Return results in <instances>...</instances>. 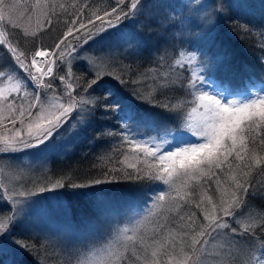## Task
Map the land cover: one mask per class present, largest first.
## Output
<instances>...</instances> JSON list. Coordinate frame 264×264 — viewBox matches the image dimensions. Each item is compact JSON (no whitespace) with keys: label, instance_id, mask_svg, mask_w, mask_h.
<instances>
[{"label":"snow or ice","instance_id":"6c2138e0","mask_svg":"<svg viewBox=\"0 0 264 264\" xmlns=\"http://www.w3.org/2000/svg\"><path fill=\"white\" fill-rule=\"evenodd\" d=\"M110 4L109 8L93 10L90 15L85 12L89 4L70 5L74 11L65 21L66 31L51 50L40 47L38 42L42 38L38 36L37 31H29L27 27L24 28L22 36L33 39L37 44L34 50H25L21 40L14 42L0 32V125L8 121L13 126L10 135L0 134V154L20 153L30 149H39L41 153H46L55 145V142L49 145L48 141L72 118L74 111L77 117L86 112H94L98 99L95 97L96 89L93 86L101 87L98 81L102 73L96 71L92 78L81 86L80 92L73 96L75 85L69 79L73 75L71 60H66V57L77 59L72 53L77 51L80 45L87 44L100 34L92 28H87V25H95L96 21H100V29L106 32L110 28H116L117 22L122 18L131 19L142 14L145 7L142 0H110ZM18 6L19 0L16 3L0 0V21L7 19L12 28L19 27L16 23L19 16L13 18ZM35 7L39 9V15L44 17V23L37 19L41 31L52 27L58 20L57 7L65 9L63 4H56L55 0H36ZM215 7L218 11L221 10L220 5ZM193 24L195 25L194 21ZM81 29L85 31L80 36L75 35V32ZM241 30L250 32L246 25H242ZM261 36L264 37V32ZM69 37L79 44L74 45ZM206 38L210 39V36ZM120 39L128 40L129 37L122 34ZM103 43L104 39L96 40V45ZM61 45L64 46L63 49ZM260 46L264 48V40H261ZM179 55L181 58L177 59L175 64L184 67L185 53L180 52ZM37 57L49 58L47 68ZM186 59L191 67V64L196 62L195 53ZM213 59L218 69H228L230 60L226 53L218 52ZM259 59L264 63V56ZM56 60H60L66 69L64 75L55 77L64 85L59 94L52 80ZM108 74L113 75L121 84L127 82L119 75ZM45 77L49 78L47 83H44ZM207 84L208 81L200 68L196 67L181 82L179 88L173 89L179 96L191 97L192 103L196 105L192 108L193 112L197 111V108L203 109L206 118L197 125L185 120L184 113L177 105L167 100L168 93H162L165 99H147L155 108L176 113L166 117L158 126L151 118L123 109L125 124L133 121L140 126L154 127L157 133L148 139H138L130 135L123 137L150 160L145 169L130 164L133 172L125 173V178L159 181L168 187L152 188L148 191H145L144 187H138L134 190L138 196L146 198V205L150 201L151 207L143 219L137 220L135 224L116 228L115 236L102 248L95 250L94 255L101 257L97 264H264V252L253 255L244 247L247 242H259L264 246V240H260V234L264 233V220H261L257 232L251 217L244 219L253 207L252 200L257 196L264 199V185H261V190L258 191L257 182L253 177L254 171L264 174V83L257 88L256 82L249 77L242 88H233L229 81L223 80L216 91H209L205 86ZM211 87H216L215 82ZM41 88L45 90L43 99L38 91ZM88 89L93 91L89 93ZM105 95L113 96L114 92L109 89ZM140 98L145 99L144 96ZM99 106L105 110L121 107L116 100L101 102ZM26 121L27 133L22 135ZM17 122L20 123V128L15 127ZM97 132L98 135L112 134L105 133L102 129ZM257 149L260 151L257 152ZM114 171L121 169L102 171L98 178L89 182L77 183L70 177H61L50 188L45 186L38 190L44 192L64 189L71 190V194L76 197L90 194L96 196L101 214L105 219H109L111 214L118 213L119 206L97 192L89 193L83 190L115 181ZM107 176H111V180L105 179ZM0 187L4 188V192L10 191L3 185ZM197 193L200 194L199 198L188 199L197 197ZM216 193H219V197L214 200ZM13 194L23 197L30 194V190L14 191ZM166 196L169 197L168 201L165 200ZM3 199V194H0V200ZM178 199L201 209L203 221L206 223L173 232L164 223L157 221L151 233L141 231L149 217L159 216L166 220L169 212L178 211ZM204 201H207L210 207H202ZM16 203L14 199L12 204L15 206ZM260 211L264 212V209ZM16 215L18 213H13L5 223H0V235L15 222ZM183 220L184 216L179 215L173 223L179 227L180 221ZM226 237L231 239L225 240L222 249L214 252L209 250L210 240L216 241ZM21 247L30 249L31 245L21 244ZM83 256L82 260L77 257L78 264H94L87 251Z\"/></svg>","mask_w":264,"mask_h":264},{"label":"trees","instance_id":"16d2710c","mask_svg":"<svg viewBox=\"0 0 264 264\" xmlns=\"http://www.w3.org/2000/svg\"><path fill=\"white\" fill-rule=\"evenodd\" d=\"M10 1L15 0H8V2ZM27 1L29 6L26 5V10L31 19H34V9L30 12L27 9V7H34L31 6L34 0ZM55 2L63 4L66 11L57 7L58 20L52 27L43 31L39 30L38 26L37 29H34L42 38L38 42L39 46L49 50L54 48L58 38L66 31L65 21L74 11L70 5L89 4V8L85 10L86 15H90L93 10L100 11L111 6L110 0H55ZM142 2L145 4L142 14L131 19L122 18L119 27L112 34L105 36L103 34L96 39H104L103 45H96V40H94L89 42L83 50L85 53H92L95 57L104 59L103 64L105 65L98 70L102 73L101 79L98 81L101 87L93 86L96 89L94 94L98 103L94 112H89V122L83 128L86 130H82L77 144L71 146V153L63 161L54 162L49 170H52L54 178L70 177L73 181L80 183L98 178L102 171L121 169V171L113 172V175L116 176L115 181L83 190L89 193L97 192L106 200L117 204L119 211L111 214L109 219H105L97 205L96 196L90 194L76 197L69 194L64 202L67 203L64 211L69 219L70 231L74 232L75 236H79L78 241L81 243L75 245L76 250L67 259V262L74 261L78 252L86 251L101 241L105 237V233L113 229L115 225L120 226L149 210L151 202L148 201L146 205V198L138 196L134 191L136 188L144 187L145 191L161 187L167 189L168 186L159 181L125 178V173L133 172V169L129 167L130 164H136L137 168L145 169L150 160L145 158L144 153L134 149L132 144L123 139L125 135L138 138L139 130L143 127L133 121H128L125 124L123 109L151 118L158 126L165 121L166 117L176 113L155 108L147 102V99H165L162 93H168L167 100L176 104L177 108L184 113L185 120L190 122L192 108L195 107L191 97L188 95L179 96L173 90L179 88L181 82L192 70V67H189L185 62L184 67L175 64V61L181 58L180 52H184L185 57L195 53V56L198 57L199 68L205 70L204 74L211 84L215 82L216 87L214 88H218L223 80L229 81L233 88H242L249 77L256 82L257 88L264 83V63H261L259 59L264 56V48L260 46L261 40H264V37L261 36V33L264 32V0H259L258 3L257 0H142ZM203 4L208 5L206 18L200 17L205 9V7H201ZM215 5H220L221 10L218 11ZM39 18L41 23L45 22L42 15H39ZM202 19L210 21V27L204 29V22H200ZM193 21L199 27H195ZM3 23L7 24L6 33L9 39L14 42L21 40L25 50L35 49L37 44L33 42V39L22 36L25 24L17 23L19 27L12 28L5 20ZM78 23L79 21H77ZM98 23L99 21H96L95 25H87V27L95 29ZM242 25H246L250 32H243ZM83 30L75 32V35L80 36ZM122 34L129 37L128 41L131 42L129 48L121 44ZM209 36L210 39H207L206 37ZM68 39L74 41L72 37ZM189 41L191 43H188ZM67 42L65 41V43ZM63 47L61 45V49ZM218 52L226 53L230 60L226 71L216 67L213 58ZM108 73L119 75L127 82L121 84ZM64 74V67H59L52 78ZM72 74L70 80L79 93L81 86L85 85L95 72L90 69L87 62H81L74 64ZM52 80L55 87H59V81ZM109 89L114 92L113 96L105 95ZM92 91L93 89H88L89 93ZM141 96H144L145 99H141ZM113 100H116L121 107L115 110L111 108L105 110L99 106L101 102L108 103ZM98 129L112 134L98 135ZM141 131L150 135L157 134L154 127L144 126V130ZM259 151L260 149H257V152ZM131 154L136 156V160L133 162L130 161ZM253 177L257 182L258 191L261 190L260 186L264 185V174L254 171ZM105 179L111 180V176H107ZM199 196L200 194L197 193V197L188 199H196ZM218 197L219 193H216L213 199L216 200ZM165 200L168 201L169 197L166 196ZM176 203L180 205L178 211L169 212L166 220L156 216L157 221L164 223L168 229L176 228L179 231L204 222L201 209L195 208L192 204H185L179 199ZM252 205L253 207L247 215L252 220L257 215L260 217L258 220H253L256 224V231L259 232L260 222L264 220V212L260 211L264 209V199L257 196L252 200ZM202 207L210 206L207 201H204ZM59 210H61V206ZM179 215H183L184 220L180 221L178 227L173 221ZM98 225L101 226L98 228ZM97 230L99 234L96 233ZM141 231L144 232L145 229L143 228ZM77 232L88 234L85 243H82L83 236ZM53 233H55L54 230ZM94 234H96L95 237ZM226 239H231V237L223 239V247ZM260 240H264V233L260 234ZM24 242L31 245V248H25L13 256L11 255L8 264H44L39 261L41 257H45L44 261L48 264L53 262L48 257L51 252L47 244L32 237L24 238ZM244 247L253 255L264 252V246L259 242H247ZM2 263L3 261L0 259V264ZM58 263L54 262L53 264Z\"/></svg>","mask_w":264,"mask_h":264},{"label":"rangeland","instance_id":"374dc122","mask_svg":"<svg viewBox=\"0 0 264 264\" xmlns=\"http://www.w3.org/2000/svg\"><path fill=\"white\" fill-rule=\"evenodd\" d=\"M16 2L17 0L13 2L10 1L9 3ZM258 2L259 0H257V3ZM35 3L36 0L31 3V6L34 7H27L29 12L30 10L34 9V19L29 20L30 16L26 10V5L29 6V2L27 0L19 1V6L13 13L14 19L19 16V19H16V23L20 25L25 24L24 27H27L29 31L37 29L38 26L37 19L39 18V9L35 7ZM207 16L208 7H205L200 17L206 18ZM5 21L8 23L7 19H5ZM200 22H204V29H207L211 25L210 21L207 20L202 19L200 20ZM117 25V27H119L120 21L117 22ZM6 27L7 24H4L3 21H0V32H3L5 36L8 37L6 33ZM116 28H110L106 32L102 31L100 29L99 21L97 27L94 30L99 32L100 34L96 36L95 39L89 40L88 43L96 40L103 34L104 36L112 34ZM82 32H84V30ZM72 43L74 45L79 44V42L76 40L72 41ZM88 43L80 45L77 51L72 53L73 56L78 57L77 59L66 57V60H71V70L74 64H78L81 62H87L88 66L90 67V69H92L93 72L98 71L101 66L105 65L103 64L104 59H99L92 53L83 52ZM121 44L126 48H129L131 46V42H129L128 40H122ZM81 53H83V55H81ZM186 57L184 62L189 65ZM48 60L49 58L47 57H38V61H41L42 65L45 68H47ZM59 67H64V70H66L64 64L60 60H56L53 70V76L57 68ZM191 67L192 69L199 67L198 57H196V62L191 64ZM200 71L208 81V84L205 86L209 88V91H216L217 88L211 87L212 84L204 74L205 70L203 68H200ZM46 78L48 77L44 78V83H47L45 81ZM69 79H71V77ZM63 88L64 85L59 82V87H55V90L59 94L63 91ZM76 89L77 88H75V91L73 92V96H76V94L78 93ZM38 91L40 92L41 98L43 99L45 90L41 88L38 89ZM71 117L72 118H70L68 122L65 123L59 130L57 135L53 136L52 139L48 141L49 145L53 144V142H55V145L46 153H41L39 149H30L20 153L0 154V185H3L10 190L9 192H4V188L0 187V194H3L4 196V199L0 200V223H5L7 221V218L13 213H18V215H16L15 217V222L10 225L7 231L0 235V259H2L3 261L2 264H8V259L11 255L13 256L14 254L25 249L24 247H21V244H25L24 238L26 237L39 239L40 241L48 245L51 252V255L48 257L53 260V262L50 261V264H53L54 262H59L58 264H78L77 257L79 256V258L82 260L84 258L83 254L86 251L88 252L89 259L92 260L94 264H97V262L101 260V257L94 255L95 250L102 248L107 242L112 239L113 236H115V229L123 228L125 225L135 224L137 220L143 219L145 214H147L149 211H145L144 213L140 214L139 217H136L135 219L130 221H126L120 226L115 225L113 229H110L105 233V237L101 241L97 242V244L87 249L86 251L78 252V254L75 255L76 258L73 259L74 261L70 260L69 262H67V259L70 258L74 250H76V246L81 243L78 241L79 236H75L74 232L70 231L71 228L68 222L69 219L64 211V207L67 204L64 202H66V197L71 194V190L56 189L55 191L40 192L38 189L45 186L50 188L57 179L61 178H54L52 175V170H49V168L52 167L54 162L63 161L64 158H66V156L71 153V146H75L77 144L76 142L80 140L82 129L89 122V112L88 114L86 112L82 116L77 117L76 112L74 111L71 114ZM191 117L192 119L189 123H191L192 125H197L206 118L203 115V109L200 108H197V111L192 112ZM26 123L27 121L25 122V128L22 131V135H26L27 133ZM12 127L13 126L8 121H5L4 125H0V134L10 135V130L12 129ZM15 127L20 128V123L17 122ZM142 129L144 130V126L139 130L138 139L141 137L144 139H148L152 136H156V134H146L145 132L141 131ZM43 147L44 146H41V148ZM135 160L136 156L131 154L130 161L133 162ZM225 187H227V184H225ZM25 189L30 190V194L23 197L13 194L14 191ZM225 197L227 198V194L225 195ZM14 199L17 201L15 206L12 204V201ZM60 206L61 210H59ZM244 219H248L247 214ZM258 219H260V217L257 215L253 220ZM156 221V216H153L151 219L146 220L143 226V228L145 229L144 232L151 233ZM203 223H206V221H204ZM101 225H98L97 227L99 228ZM53 230L55 231V233H53ZM169 230L173 232L179 231L176 228H171ZM77 233L80 236H83L82 243H85L87 241L85 239L88 238V234L79 232ZM96 233L99 234L98 230L96 231ZM95 236L96 234H94V237ZM223 241V239H217L216 241L210 240L208 246L209 250L214 252L216 250L222 249ZM44 258L45 257H41L39 261L44 264H48V262L44 261Z\"/></svg>","mask_w":264,"mask_h":264},{"label":"built area","instance_id":"2783aa9c","mask_svg":"<svg viewBox=\"0 0 264 264\" xmlns=\"http://www.w3.org/2000/svg\"><path fill=\"white\" fill-rule=\"evenodd\" d=\"M37 60H38V57H37Z\"/></svg>","mask_w":264,"mask_h":264}]
</instances>
